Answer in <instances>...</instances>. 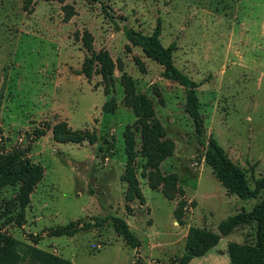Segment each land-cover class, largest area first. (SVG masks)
Instances as JSON below:
<instances>
[{"label": "rangeland", "instance_id": "374dc122", "mask_svg": "<svg viewBox=\"0 0 264 264\" xmlns=\"http://www.w3.org/2000/svg\"><path fill=\"white\" fill-rule=\"evenodd\" d=\"M158 20L163 45L177 42L178 68L201 83L202 141L185 110V88L164 78L163 67L115 28L117 22L151 34ZM88 45L109 52L111 77L104 78L100 66L90 78L76 73ZM0 94L4 151L44 167L24 225H3L19 212L20 184L0 190L2 230L28 244L42 233L36 245L72 264H136L137 256L144 264H174L190 227L218 232L223 219L250 212L262 200L229 191L205 153L207 140L216 138L250 181L264 176V0H0ZM142 94L163 124L161 139L174 143L161 162L151 152L156 143L152 158L145 150L153 122L137 117L131 106ZM60 122L96 134L97 142L55 141L52 129ZM128 129L144 201L130 197L124 176ZM110 215L127 220L141 240L138 253L107 223L72 237L45 233L72 220ZM258 225L246 223L223 237L217 248L225 249L218 252L226 259L214 264H231L230 242L254 245Z\"/></svg>", "mask_w": 264, "mask_h": 264}, {"label": "trees", "instance_id": "16d2710c", "mask_svg": "<svg viewBox=\"0 0 264 264\" xmlns=\"http://www.w3.org/2000/svg\"><path fill=\"white\" fill-rule=\"evenodd\" d=\"M71 16H66L69 19ZM117 31L123 30L127 39L133 46L141 47L145 55L158 62L163 67V77L179 83L186 91L185 110L192 118L195 130L202 141L206 133L205 119L200 109V99L197 88L201 85L195 81L188 73L178 68L174 60V51L177 49V42L173 41L169 46H164L161 41L162 23L158 20L153 33L145 34L129 26L121 27L115 23ZM88 55L85 57L84 66L76 70L77 74H84L90 78L97 66H100L99 72L104 78L111 77L114 73L115 63L107 50L96 51L92 45H88ZM137 117L148 118L153 124L150 126L152 136H146L148 143L145 150L149 158L152 154V143H156L158 150H152L157 161H163L173 150L174 143L170 139L162 140L166 133L163 124L156 118L153 102L146 95H135L134 100L130 101ZM3 97L0 94V134L4 129L1 127V107ZM112 108V107H111ZM53 138L57 142L81 143L88 140L94 144L97 142L96 134L73 131L65 123H57L53 127ZM129 129L126 131V153L128 155L129 166L125 173V179L129 183V189L132 196L139 197L144 201L141 189L138 186L137 179L132 170V162L136 157L133 148V139L128 137ZM46 134L43 130L37 137ZM207 163L213 169L216 177L232 193H235L241 199H253L262 196L261 202L256 204L250 212H239L223 219L218 225V232L190 227L187 237V243L182 256L175 263L188 264L195 257L202 256L216 247L223 236L232 233L235 229L246 223L256 221L258 225L257 240L254 245H242L230 242L228 254L231 264H264V176H260L250 181L244 171L239 168L229 157L228 153L221 146L216 138L211 137L207 140L205 153ZM44 176V167L39 163L33 162L30 158H24L20 152H5L4 146L0 144V190L7 185L20 184L17 196L18 213L9 215L3 225L17 223L22 226L26 223V211L31 203V194L36 189L38 183ZM173 185L176 184V175L171 176ZM154 187H156L154 185ZM166 195L169 194L166 192ZM178 207L177 209H179ZM10 210L8 213H12ZM176 216L179 222L182 220L176 210ZM104 223L112 226L114 230L124 239L126 244L137 250L141 246V240L132 231L127 220L118 215H110L107 219L97 218L94 222L72 220L64 225L52 226L45 230L49 236H68L72 237L82 231H88L103 227ZM34 244L23 243L17 237L7 234L0 225V264H72V262L63 257L57 256L47 250L39 248L36 244L44 238L43 234L31 236ZM136 264H144L137 256Z\"/></svg>", "mask_w": 264, "mask_h": 264}, {"label": "crops", "instance_id": "0c3cea01", "mask_svg": "<svg viewBox=\"0 0 264 264\" xmlns=\"http://www.w3.org/2000/svg\"><path fill=\"white\" fill-rule=\"evenodd\" d=\"M177 222V221H175ZM223 237H226L223 236ZM223 237L222 239L220 240V242L223 240ZM219 242V243H220ZM228 243V241L226 242V244ZM141 247V246H140ZM214 249V250H213ZM213 249H211L209 252H207L206 254H204L203 256H200V257H195V258H192L188 264H214L215 261L216 262H220L225 258V255H221L220 253H222L221 251H224L225 249H218L217 246L214 247ZM218 249V250H217ZM135 250V249H134ZM139 250V249H138ZM219 250H221L220 252H218ZM137 251V250H135ZM224 256V257H223Z\"/></svg>", "mask_w": 264, "mask_h": 264}]
</instances>
